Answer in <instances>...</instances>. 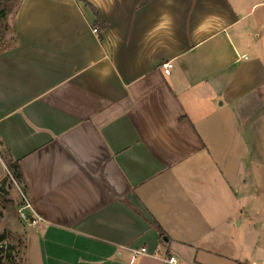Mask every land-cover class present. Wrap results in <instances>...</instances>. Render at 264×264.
I'll return each mask as SVG.
<instances>
[{
	"label": "crops",
	"instance_id": "1",
	"mask_svg": "<svg viewBox=\"0 0 264 264\" xmlns=\"http://www.w3.org/2000/svg\"><path fill=\"white\" fill-rule=\"evenodd\" d=\"M13 3L0 179L7 153L23 176L12 231L33 246L28 264H218L228 198L248 182L238 122L250 135L264 122L243 110L264 85V0ZM242 197L243 217L264 223V204ZM143 246L160 256L132 260Z\"/></svg>",
	"mask_w": 264,
	"mask_h": 264
},
{
	"label": "rangeland",
	"instance_id": "2",
	"mask_svg": "<svg viewBox=\"0 0 264 264\" xmlns=\"http://www.w3.org/2000/svg\"><path fill=\"white\" fill-rule=\"evenodd\" d=\"M13 4V0H0V51L14 43V35L8 23L9 7ZM4 12L5 17H2L1 14ZM257 12H261L260 7ZM256 74L258 76L260 74L264 75L263 72H257ZM243 110L261 115L264 110V85L247 97L243 104ZM248 123L244 120L238 122L237 162L238 175L241 174V176L239 175L240 180L247 179L248 182L246 186H241L238 185L237 180L236 197L228 198L227 244L223 250L225 257L214 259L218 264H238L239 262L257 264L258 260L264 258V223H257L256 217H253L252 220L244 218L241 209L246 208L245 210L249 211L248 202L245 199L238 198L239 196H247L249 199H253V211L256 213L260 211L261 206L264 204V122H253L257 125L252 131L253 135L249 134L251 128L246 127ZM4 155L9 160L7 153H4ZM17 183H19L17 179L9 172L0 179V211L2 212L0 235L6 233V242L17 246L18 254L15 264H28L29 253L33 246H27L25 234L15 232V230L12 231L20 218L19 213L15 212L13 205H11L14 201H19V199H15L14 195L12 196V191H16L19 186L23 189L22 185ZM7 207L8 209L4 213ZM251 211L250 208V213ZM258 257L261 259H258ZM258 264L262 263L258 262Z\"/></svg>",
	"mask_w": 264,
	"mask_h": 264
},
{
	"label": "trees",
	"instance_id": "3",
	"mask_svg": "<svg viewBox=\"0 0 264 264\" xmlns=\"http://www.w3.org/2000/svg\"><path fill=\"white\" fill-rule=\"evenodd\" d=\"M2 17H5V12L1 14ZM6 164L13 174V176L17 179L19 183L23 181V176L19 165L16 162H13L11 159H7L5 156ZM2 216V212L0 211V217ZM157 228L160 237H164L165 232L161 228V226L157 223L154 224ZM7 235L3 233L0 235V264H15L17 259V246L13 243L6 242Z\"/></svg>",
	"mask_w": 264,
	"mask_h": 264
},
{
	"label": "built area",
	"instance_id": "4",
	"mask_svg": "<svg viewBox=\"0 0 264 264\" xmlns=\"http://www.w3.org/2000/svg\"><path fill=\"white\" fill-rule=\"evenodd\" d=\"M244 59H245L244 56L239 57L236 60V62L243 61ZM172 66H173V63L171 61L165 62L163 64L164 72L166 74H170ZM23 200L25 201V206L26 207H30V203H29V201H28V199L26 198L25 195H23ZM22 215L25 217L24 214H22ZM34 222H35V220H34ZM130 251L132 253V260H135L137 258V256H139V255H150V256H153V257H159L161 250L159 248H156L155 251L150 252L148 247L143 246L141 248H131ZM165 260L170 262V263H177L178 262V260H177V258L175 256L166 257Z\"/></svg>",
	"mask_w": 264,
	"mask_h": 264
}]
</instances>
